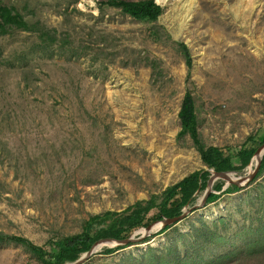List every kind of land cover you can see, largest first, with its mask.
<instances>
[{
	"label": "rangeland",
	"instance_id": "1",
	"mask_svg": "<svg viewBox=\"0 0 264 264\" xmlns=\"http://www.w3.org/2000/svg\"><path fill=\"white\" fill-rule=\"evenodd\" d=\"M3 1L71 36L52 47L36 33L0 36V232L49 250L50 238L80 233L91 215L122 211L206 170L192 141L178 138L187 90L206 146L239 148L264 130V0H155L164 12L153 23L102 0ZM177 42L190 49L192 85ZM146 58L161 71L156 77ZM258 194L255 183L242 187L147 243L159 232L109 255L104 246L83 264H148L150 247H170L201 219H228L232 238L257 210ZM190 243L178 240L181 257ZM0 264L42 263L0 243Z\"/></svg>",
	"mask_w": 264,
	"mask_h": 264
},
{
	"label": "trees",
	"instance_id": "2",
	"mask_svg": "<svg viewBox=\"0 0 264 264\" xmlns=\"http://www.w3.org/2000/svg\"><path fill=\"white\" fill-rule=\"evenodd\" d=\"M100 5L118 9L136 21L148 23L157 22L164 12L163 7L155 0H102ZM15 31L36 33L42 43L51 47L60 42L65 43V39L71 36L69 33L61 34L56 29L39 27V22L27 19L15 5H8L0 0V36H7ZM165 36L170 38L167 32ZM150 37L154 41H160L162 34L158 29L153 28ZM176 44L188 69L186 81L191 82L192 85L193 59L190 49L183 42ZM140 55L144 56L145 51H140ZM20 63L23 61L20 60ZM146 63L152 68L154 77L161 73L155 62L146 58ZM1 78L0 74V81ZM178 119L181 126L178 138L188 137L192 141L193 147L199 152L202 163L207 169L213 168L218 172H241L249 165L258 148L264 144L263 130L259 134L250 135L239 148L206 146L199 133L196 101L192 90H187L183 97ZM263 176L264 155L258 174L249 184L255 183V189L259 191V206L246 217L247 222L236 236L227 238L224 234L229 231L228 219L223 218L212 224L201 219L199 225L192 228L189 233H178L175 237L177 239L170 247L163 250L150 247L144 254L148 264H264V179L257 182ZM209 177L210 173L205 169L198 170L168 186L163 192L152 194L147 200H139L122 211H105L91 215L84 221L80 233L50 238L49 250L32 243L25 237L3 232H0V243L21 246L42 264L75 262L99 240L108 238L124 240L137 230L146 228L156 221L181 215L186 205L195 202L197 192L205 191ZM224 186L222 181L215 183L213 192L207 198V206L217 203L225 195L242 190V187L236 185H230L223 190ZM171 228L168 226L162 229L143 243L166 233ZM181 239L193 240V243L186 248L184 257H181L178 244V240ZM119 249L107 248L101 254L109 255ZM129 261L136 264L133 257Z\"/></svg>",
	"mask_w": 264,
	"mask_h": 264
},
{
	"label": "water",
	"instance_id": "3",
	"mask_svg": "<svg viewBox=\"0 0 264 264\" xmlns=\"http://www.w3.org/2000/svg\"><path fill=\"white\" fill-rule=\"evenodd\" d=\"M264 155V144L261 145L258 150L255 152L253 159L249 163V165L245 168L248 169V172L245 176H240L238 172L232 171V172H218L215 171L213 168L211 169H206L205 171H208L210 173V177L207 181V186L204 192V196L200 202V204L196 206H190V204L186 205L183 209V212L181 215L174 217V218H163L160 221H156L149 225L146 228L140 229L138 232H134L130 237L124 240H117V239H102L99 240L97 243L93 245V247L86 253H84L78 260L75 262H70L67 264H83L86 262L88 259H90L92 256L95 255L99 249H101L104 246H108L110 248H116V247H122L131 243H134L136 241L142 240L147 236H151L154 233H157L161 231L162 229L168 227V226H175L181 221H183L190 213L193 212V210L197 208H202L207 201V198L209 195L213 192V187L216 182L219 180L225 181L226 185L223 188L225 190L228 186L230 185H236L239 187H246L248 186L256 177V175L259 172L262 158ZM199 194V191L197 192L196 195ZM141 233V237L136 238V236Z\"/></svg>",
	"mask_w": 264,
	"mask_h": 264
}]
</instances>
